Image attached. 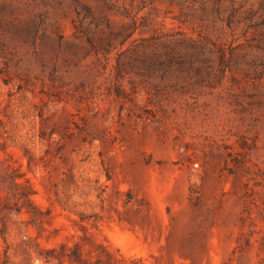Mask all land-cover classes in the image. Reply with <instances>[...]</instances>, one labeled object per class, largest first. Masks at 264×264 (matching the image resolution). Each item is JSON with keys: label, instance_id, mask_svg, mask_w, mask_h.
<instances>
[{"label": "rangeland", "instance_id": "obj_1", "mask_svg": "<svg viewBox=\"0 0 264 264\" xmlns=\"http://www.w3.org/2000/svg\"><path fill=\"white\" fill-rule=\"evenodd\" d=\"M0 264H264V0H0Z\"/></svg>", "mask_w": 264, "mask_h": 264}, {"label": "trees", "instance_id": "obj_2", "mask_svg": "<svg viewBox=\"0 0 264 264\" xmlns=\"http://www.w3.org/2000/svg\"><path fill=\"white\" fill-rule=\"evenodd\" d=\"M171 63L169 62H162V61H158L155 60L152 63V66H154V68H164L165 70L168 69L170 67Z\"/></svg>", "mask_w": 264, "mask_h": 264}]
</instances>
